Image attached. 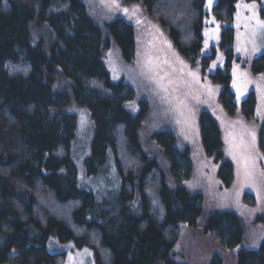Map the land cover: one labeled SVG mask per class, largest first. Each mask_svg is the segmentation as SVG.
Instances as JSON below:
<instances>
[{"label": "trees", "instance_id": "trees-1", "mask_svg": "<svg viewBox=\"0 0 264 264\" xmlns=\"http://www.w3.org/2000/svg\"><path fill=\"white\" fill-rule=\"evenodd\" d=\"M204 3L0 0V264H63L51 233L97 264H264V0H215L206 55ZM82 113L85 164L121 180L105 224Z\"/></svg>", "mask_w": 264, "mask_h": 264}, {"label": "rangeland", "instance_id": "rangeland-1", "mask_svg": "<svg viewBox=\"0 0 264 264\" xmlns=\"http://www.w3.org/2000/svg\"><path fill=\"white\" fill-rule=\"evenodd\" d=\"M215 4V0H205L204 14L202 17L203 26L201 30V47L200 54L206 55L210 52V47L214 46L219 39L220 24L218 19L211 13V8ZM214 21V22H213ZM208 33L207 35L205 33ZM255 45V41H253ZM218 58V64L220 63ZM111 67L115 69V64L112 63ZM232 90H237L233 85ZM243 96H241L242 98ZM83 113L79 115V128L78 134L75 139V147L71 149V157L76 167V174L78 186L81 189L90 191L95 197V205L93 207V215L100 223H107L112 216H115L120 210V176L117 168L115 167L113 159L109 158L107 164L102 170L98 171L96 164L88 167L84 159L89 155L87 150L89 133L91 124L89 119ZM83 121V123H82ZM83 150V151H82ZM253 179V177H252ZM249 185H255L256 181L248 179ZM129 203H126V209ZM63 212V210H62ZM261 224H255L249 232V242L255 240L261 235ZM250 247V244L248 245ZM46 249L49 253H63V264H97L94 259L93 251L88 246H76L72 239H65L61 241L56 233H51L46 242Z\"/></svg>", "mask_w": 264, "mask_h": 264}, {"label": "snow or ice", "instance_id": "snow-or-ice-1", "mask_svg": "<svg viewBox=\"0 0 264 264\" xmlns=\"http://www.w3.org/2000/svg\"><path fill=\"white\" fill-rule=\"evenodd\" d=\"M209 3H211V0H209ZM246 7L254 8L255 5H250V6H246ZM124 11L127 12L128 10L125 9ZM137 23H139V21H137ZM205 34L207 35L208 33L206 32ZM238 51H239V49H238ZM233 71H234V74H235V68L233 69ZM161 79H163V78H161ZM234 86H235V84H234ZM161 87H162V89L164 91H167V88H164L163 85H161ZM258 114H259V112H258ZM82 123H83V121H82ZM248 135L252 136L253 141L255 140V134L253 132H249ZM240 141H241V145H243V134H241ZM244 159H245V173H244L245 177H252L253 176V172L251 170H249V168H248V161L251 158L250 157H245ZM253 167H254V165H253ZM260 175L264 176V172H261Z\"/></svg>", "mask_w": 264, "mask_h": 264}]
</instances>
